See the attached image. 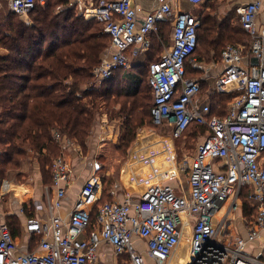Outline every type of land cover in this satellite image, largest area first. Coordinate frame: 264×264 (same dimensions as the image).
I'll use <instances>...</instances> for the list:
<instances>
[{
  "label": "built area",
  "instance_id": "2783aa9c",
  "mask_svg": "<svg viewBox=\"0 0 264 264\" xmlns=\"http://www.w3.org/2000/svg\"><path fill=\"white\" fill-rule=\"evenodd\" d=\"M36 1L45 2L8 0V8L28 23ZM131 1L70 0L69 5L100 22L111 37L92 69L98 80L128 67L133 56L147 51L157 23L173 16L170 45L148 65L152 121H166L171 131L149 139L152 134L140 129L119 176L125 189L122 199L107 197L103 178L94 171L83 180L67 214L63 200L73 171L66 150L78 144L54 131L61 150L51 162L50 186L55 192L51 195L45 186L44 198L31 204L33 215L24 227L29 240L37 236L36 245L19 251L0 212V264H98L97 250L103 242L123 256L124 264H264V245L258 255L246 249L264 232V24L257 23L263 0L236 3L248 43H228L221 50L222 70L213 91L232 93L224 115H210V105L200 99L198 78L185 75V61L197 45L199 15L187 10L173 15L172 4L178 0H159L139 18ZM192 121L206 124L210 133L178 161L174 140ZM13 185L8 178L0 180V203L13 192ZM244 185L251 189L249 199L256 212L243 235L231 236L226 231L228 213L237 207ZM26 202H20L22 213Z\"/></svg>",
  "mask_w": 264,
  "mask_h": 264
},
{
  "label": "trees",
  "instance_id": "16d2710c",
  "mask_svg": "<svg viewBox=\"0 0 264 264\" xmlns=\"http://www.w3.org/2000/svg\"><path fill=\"white\" fill-rule=\"evenodd\" d=\"M202 4L205 10L199 15L197 45L185 61L187 77L202 72L201 68L188 67L195 60L199 45V55L210 54L213 50L212 57L220 60L221 48L226 43L245 47L248 43V34L237 20L236 3L223 14L218 13L216 0H206ZM13 15L17 16L10 10L0 13V49L4 51L0 54V180L7 174L26 178L22 163L28 158V151H33L42 186L51 184L50 162L53 156L61 153L53 132L58 131L85 145L96 117L102 109L108 110L113 104L111 97H123L116 113L125 118L123 140L126 147L134 143L139 127L171 131V124L166 121L161 124L152 121L153 92L148 83V65L159 59L161 39L170 42L171 34L169 37L165 34L167 27L172 30L173 16L157 23L156 32L149 34V49L131 58V72L124 74L127 68L119 67L109 78L98 80L92 69L111 43V37L102 30L100 22L85 17L69 5V0H45L43 4L36 1L30 23L15 20ZM143 66L145 78L134 70H141ZM120 71L125 83L114 90ZM144 83L149 92L141 89ZM200 84L201 95L205 90ZM213 95L216 107L212 102L203 103L210 105V115H224L232 93L214 92ZM209 133L206 124L192 121L177 140L184 136L195 139V136ZM240 193L244 211L250 215L249 223L256 212L249 199V185L242 186ZM25 209L27 219L33 215L30 202L25 204ZM95 213L96 204L91 211L90 229ZM4 218L15 237L19 233L16 215L6 214ZM36 239L37 236L31 239L32 245L36 244Z\"/></svg>",
  "mask_w": 264,
  "mask_h": 264
},
{
  "label": "rangeland",
  "instance_id": "374dc122",
  "mask_svg": "<svg viewBox=\"0 0 264 264\" xmlns=\"http://www.w3.org/2000/svg\"><path fill=\"white\" fill-rule=\"evenodd\" d=\"M226 1L216 0V4H218V13L223 14L225 10H228L233 7L229 6L227 7ZM198 5V4H195ZM200 5V4H199ZM201 11L205 10L204 4L201 3ZM192 9H196L197 7L191 5ZM228 8V9H227ZM8 0H0V13L7 12L8 13ZM200 11V13H201ZM193 13V12H192ZM200 13H194L200 15ZM175 9L173 10V15H175ZM15 20H21L22 22H25L23 18H20L19 16H14ZM32 16L31 14H28V18L26 20L28 23L32 22ZM170 28L167 27V31L165 36H170ZM163 40V41H162ZM228 44V43H226ZM232 44V43H229ZM161 45V53L163 50L169 45V41H165L164 39H161L160 41ZM200 45L198 46V50L196 55L194 56V61H191L193 63H190L188 65L189 68H201V71L199 74L196 75H189V77H198L205 74L206 69L210 68L209 72H215L217 73V70H221V63L219 58H213V50L210 51V54H198L199 53ZM223 48V47H222ZM221 48V50H222ZM4 52L0 49V54ZM199 55V57H198ZM147 63V62H146ZM146 66V65H145ZM145 66L142 67L141 70H136L135 72H140L141 75L145 78ZM208 66V67H207ZM129 67V68H128ZM126 67L125 73L131 72L132 69L130 65ZM121 72H118L116 76V82L114 85V90H118L124 83V78H121ZM123 74V75H124ZM124 77V76H122ZM213 77H207L202 78V90H205L201 93L200 99L202 102H212L213 106L216 107L215 102L216 99H214V91H213ZM144 92H149V89L143 84L141 88ZM117 92V91H114ZM210 95L212 96L210 99ZM121 99L123 97H119L118 99L115 97H111V101L113 104L108 107V110L102 109L101 114L96 117L94 122V129L91 133L90 137L86 140L85 145H83L80 141L74 140L75 144H78V147L76 145H71L68 147V150H66V158L70 160L72 171L74 173V169L76 170L77 174L74 173V176L79 175L82 178L89 176L91 173L96 171L98 174H100L104 181V193L107 194L109 189L114 187L116 184L119 186V180H120V173L123 169V165L127 161L128 155L131 151V147L137 142V137L140 132V129H144V133L146 135H150L149 139H154L155 134L157 135H166L169 134L170 131L165 129H153L151 127L144 128L139 127L137 130L136 139L134 140V143L130 144L128 147L125 146V141L123 140L124 136V116L123 115H117L116 111L119 110L121 106ZM116 100H119L118 102H115ZM202 135L195 136V139L186 138V136L182 137L180 140L175 139V148L177 151V159L178 161L186 154H190L192 152V149L195 147V144L202 139ZM130 148V149H129ZM129 149V150H128ZM128 150V151H126ZM128 152V153H127ZM127 153V155L125 154ZM28 158L24 159L23 161V170L27 172V177L23 178H13L12 174H7L4 178H8L15 184H23L26 182H30L32 179L33 171L34 169L36 172L39 173V165L35 158V154L33 151H28ZM55 156L52 157V159ZM51 159V162H52ZM223 160H221L220 163H222ZM50 162V163H51ZM214 169H217L216 164L214 163ZM78 176V177H79ZM182 179L183 186H187L186 182V175L184 173H181L180 175ZM249 188V192H250ZM241 191V190H240ZM124 192V191H123ZM236 203L237 207L235 209H232V212L228 213V229L226 231H229L231 236L241 235L244 233V231L248 227V220L250 218V215L246 214L243 208V199L241 197V193L238 194V197H236ZM253 205V203H252ZM264 245V232L261 234V236L256 240L250 243L247 246V250L251 253V255H258L262 254L260 247ZM264 257V253L262 254Z\"/></svg>",
  "mask_w": 264,
  "mask_h": 264
},
{
  "label": "crops",
  "instance_id": "0c3cea01",
  "mask_svg": "<svg viewBox=\"0 0 264 264\" xmlns=\"http://www.w3.org/2000/svg\"><path fill=\"white\" fill-rule=\"evenodd\" d=\"M71 1L76 2V0H71ZM221 1H226L227 2L226 5L227 7H229V6L234 5L237 2H246L249 0H221ZM131 2L136 7L137 15L139 18H142L143 16H145V14L152 11L160 3L159 0H132ZM201 3L203 2H198V3L193 2L192 3V1L190 0H178L172 5H173V10L175 9V12L187 10L193 13H198V12L200 13ZM193 4L194 6L197 7L196 9L191 8V5ZM195 4H198V5H195ZM75 8L79 11L78 6H76ZM257 23L259 26L264 24V0L262 1V9L258 15ZM170 43H171V40L169 42V45ZM205 69H206L205 74L199 77L200 83H202L201 81L202 78L213 77L214 80L212 84L214 86L215 79L218 73L222 70V64H221V70L218 71L219 70L218 69L217 73L215 72L210 73L209 71L212 70L211 67L205 68ZM129 158H130V153L127 159ZM33 171L35 172H33L32 179L30 182H26L23 184H15L13 182L14 183L13 192L6 195L3 198L2 202L0 203V212L3 215L14 214L16 215V219L18 220L19 233L15 236V239H16L19 251L32 250L36 245V244L32 245L31 240H29L27 234L24 231L26 218H25L24 213L19 211L20 202L23 200V201L30 202L32 204L34 202L41 201L44 198L45 186L49 187V191L51 195H54V192H55V190L51 188L50 184L42 186L39 173L36 172L35 169ZM74 173L77 174L75 169H74ZM74 173L72 174L69 187L66 190V194L63 200V209H64V212H66V214L71 209L73 202L75 200V197H76V193L79 190V187L81 186L83 180L86 178V177L82 178L79 175L74 176ZM118 185L119 186H117L116 184L114 187H112L111 191L107 193L108 195L107 197L116 198L118 200L123 198V193H124L123 191H125V189L120 183ZM97 261H98V264H124L123 256L116 255L113 248L109 244L104 243V242L100 244L97 250Z\"/></svg>",
  "mask_w": 264,
  "mask_h": 264
},
{
  "label": "water",
  "instance_id": "95a60500",
  "mask_svg": "<svg viewBox=\"0 0 264 264\" xmlns=\"http://www.w3.org/2000/svg\"><path fill=\"white\" fill-rule=\"evenodd\" d=\"M252 60L254 61V63H256V58L255 57H253Z\"/></svg>",
  "mask_w": 264,
  "mask_h": 264
}]
</instances>
